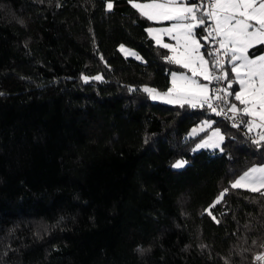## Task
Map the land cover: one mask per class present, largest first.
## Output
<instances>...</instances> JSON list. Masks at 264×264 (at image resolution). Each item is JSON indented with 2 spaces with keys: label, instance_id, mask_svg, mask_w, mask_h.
I'll list each match as a JSON object with an SVG mask.
<instances>
[{
  "label": "trees",
  "instance_id": "obj_1",
  "mask_svg": "<svg viewBox=\"0 0 264 264\" xmlns=\"http://www.w3.org/2000/svg\"><path fill=\"white\" fill-rule=\"evenodd\" d=\"M112 3L0 0V264H264V191L230 187L264 141L139 90L180 68ZM205 119L224 141L195 151Z\"/></svg>",
  "mask_w": 264,
  "mask_h": 264
},
{
  "label": "snow or ice",
  "instance_id": "obj_2",
  "mask_svg": "<svg viewBox=\"0 0 264 264\" xmlns=\"http://www.w3.org/2000/svg\"><path fill=\"white\" fill-rule=\"evenodd\" d=\"M129 3L149 21L172 22L166 29L149 27L146 32L158 45L161 44L158 33L172 36L179 44V49L175 44L163 43L162 47L172 53L170 56H164V59L184 69H190L193 77L199 75L206 81L201 83L193 80L184 72H171L170 86L165 92L158 93L156 88L148 86L139 90L149 94L153 100L160 95L167 98L166 102L180 103L181 106L189 104L193 108H204L206 105L207 109L221 115L222 110L215 107L212 101L223 100V97L212 95L210 84L214 80H224L227 81V86L223 91L231 97L228 110L233 113V117L229 119H235L237 115L240 117V123L233 126L243 125L250 132L253 118L261 122L258 127L264 126V54L249 55V49L264 45V0H146L144 3L129 0ZM112 7V0H106V9L111 10ZM197 29L202 30L204 35H197ZM119 47L121 50L125 49L123 44ZM202 49L204 51H201ZM221 50L224 51V56L218 57L217 53ZM224 57H227V64L222 62ZM213 68L222 71L217 75L212 71ZM82 79L88 82L101 80L102 77L82 76ZM234 84L239 90L227 91L232 89ZM215 91L219 93L222 89L217 88ZM236 102L244 107H239ZM213 123L214 121L210 120L202 122L205 125ZM220 131L216 128L215 134ZM223 139L224 136L220 135V140ZM260 140L264 141V135L260 136ZM196 147H219V144L204 140ZM186 163L177 161L172 167L181 168ZM230 187L259 192L264 188V165L248 168L231 182ZM228 191L229 189L225 188L220 192L214 204L219 203ZM260 194L264 195V192Z\"/></svg>",
  "mask_w": 264,
  "mask_h": 264
},
{
  "label": "built area",
  "instance_id": "obj_3",
  "mask_svg": "<svg viewBox=\"0 0 264 264\" xmlns=\"http://www.w3.org/2000/svg\"><path fill=\"white\" fill-rule=\"evenodd\" d=\"M192 2H195V0H192ZM213 43H215V41ZM217 56L218 57H223L224 56V51L221 50L219 53H217ZM222 62L227 64V57H224V60ZM212 71L215 74L219 75V71H222V70L218 71L216 68H213ZM226 86H227V81H224V80H221V81H215L214 80V81H212V83L210 84V88L213 90L212 91V95H217L218 94L221 97H223V100H213L212 103L214 104L215 107H217L218 109L222 110V114L221 115H216L210 109H208V110L215 117H217L219 119H223V120L229 122L233 126V124H235V123H240V117L237 115L235 117V119H229L230 117H233V113L228 110V108H229L228 101L231 99V97H229L227 95V92L223 91V89H225ZM217 88L222 89V91L217 93L215 91V89H217ZM227 91H229V89ZM253 121L254 122H253L252 130L250 132L243 125H241V127H235V128L241 129L247 136H249L251 138L252 142L253 141H258V143H255V144H260L261 143L260 136L264 135V126H259L258 127L257 125L260 124L261 122L259 120H257V119L253 118Z\"/></svg>",
  "mask_w": 264,
  "mask_h": 264
},
{
  "label": "rangeland",
  "instance_id": "obj_4",
  "mask_svg": "<svg viewBox=\"0 0 264 264\" xmlns=\"http://www.w3.org/2000/svg\"><path fill=\"white\" fill-rule=\"evenodd\" d=\"M135 2H138V3H144V2H146V1H136L135 0ZM136 9V8H135ZM149 27H152V28H154V29H162V27L163 26H149ZM148 27V28H149ZM125 46V45H124ZM179 49V48H178ZM119 50H120V52L125 56V57H133V58H137V59H139L140 58V56H139V54L134 50V49H131V48H129V47H127V46H125V49L124 50H121L120 49V47H119ZM129 50H131V51H129ZM206 54V53H205ZM264 54V53H263ZM234 86H236L235 84L233 85V87ZM238 90H239V88H238ZM229 91H232V89H229ZM158 97V96H157ZM158 98H160V97H158ZM184 105H187V104H184ZM181 106V105H180ZM240 107V106H239ZM255 119V118H254ZM205 120H210V121H213L212 119H205ZM205 120H203V121H205ZM216 128H219V127H214V128H212V124L211 125H205V124H202V122L199 124V125H197V126H195V127H193L191 130H190V132H189V136H192V137H195V136H198V135H202L203 133H205L203 136H201L200 138H199V140H198V142L196 143V145L194 146V150L195 151H197V150H200V149H210V150H214V149H219V148H221V146H222V143H223V141H224V139L223 140H220V135H223L222 134V132L220 131V133L219 134H215V129ZM220 129V128H219ZM195 130V131H194ZM204 140H207L209 143H213V142H216V143H218L219 144V147H201V148H197L196 146H197V144H201L202 143V141H204ZM177 161H184V160H182V159H179V160H176L175 162H174V164L177 162ZM186 165V164H185ZM185 165L183 166V167H185ZM258 165H264V163H261V164H254V165H252V166H250V167H253V166H258ZM183 167H181V168H183ZM249 167V168H250ZM174 168V167H173ZM181 168H175V169H181ZM247 170V169H246ZM242 174V173H241ZM240 174V175H241ZM239 177V175L236 177V178H234L233 179V181L234 180H236L237 178ZM232 181V182H233ZM257 187H259V186H257ZM242 189H246V188H242ZM260 190H263L264 191V188H261ZM221 200V199H220ZM216 201V200H215ZM216 204V203H215ZM214 205V204H213ZM262 258L260 259V261H263L264 260V254L261 256Z\"/></svg>",
  "mask_w": 264,
  "mask_h": 264
},
{
  "label": "crops",
  "instance_id": "obj_5",
  "mask_svg": "<svg viewBox=\"0 0 264 264\" xmlns=\"http://www.w3.org/2000/svg\"><path fill=\"white\" fill-rule=\"evenodd\" d=\"M151 22H153V23H155L156 25H153V26H163L162 27V29H166V28H168L169 27V25H170V23H172V22H169V21H151ZM159 35H160V37H161V44H159V46H161L162 47V44L163 43H169V44H175V45H177V48H179V44H177V41L175 40V39H173L172 38V36H169V35H165L164 33H158ZM175 33H173V35H174ZM197 35H200V36H202L203 35V32L202 31H200V29H197ZM150 36V35H149ZM151 37V36H150ZM155 42V41H154ZM202 43H203V41H201ZM156 43V42H155ZM158 45V44H157ZM259 46V45H258ZM257 47V46H256ZM255 48V47H254ZM251 49H253V48H251ZM251 49H249V55H251L250 54V50ZM168 50V49H167ZM201 51H204L203 49L201 50ZM168 55L170 56V55H172V53H171V51L170 50H168ZM264 53V49H263V51L261 52V53H258L257 55H261V54H263ZM171 63H173V62H171ZM174 65H177V64H175V63H173ZM179 68H180V70L179 71H172V72H184L187 76H189V77H191L193 80H196V81H199V82H201V83H205L206 81H204L203 80V77L202 76H199V75H197V76H192V73H191V70L190 69H184L183 67H181L180 65H177ZM229 75L231 76V73H229ZM171 79V78H170ZM236 87V89L235 90H238V86L236 85L235 86ZM232 91H233V88H232ZM163 92H165V91H159L158 90V93H163ZM149 95V94H148ZM150 97V96H149ZM158 97H160V98H158ZM158 97H157V99L156 100H153V99H151L152 101H155V102H159V103H163V104H168V105H181L180 103H176V102H173V103H168V102H166V100H167V98H164V97H162V96H160V95H158ZM237 104H238V106H240V107H244L243 105H239V102H236ZM187 105H189V104H187ZM190 107H192L191 105H189ZM206 106V105H205ZM193 108V107H192ZM195 108H199V106H197V107H195ZM255 119H257V118H255ZM258 120V119H257ZM214 124V123H213ZM212 124V128H214V127H218V126H215V125H213ZM221 130V129H220ZM222 132V131H221ZM223 134V133H222ZM224 136V135H223Z\"/></svg>",
  "mask_w": 264,
  "mask_h": 264
}]
</instances>
